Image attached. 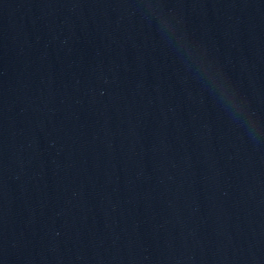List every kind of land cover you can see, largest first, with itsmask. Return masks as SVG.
Returning a JSON list of instances; mask_svg holds the SVG:
<instances>
[{
  "label": "water",
  "instance_id": "1",
  "mask_svg": "<svg viewBox=\"0 0 264 264\" xmlns=\"http://www.w3.org/2000/svg\"><path fill=\"white\" fill-rule=\"evenodd\" d=\"M0 264H264V0H0Z\"/></svg>",
  "mask_w": 264,
  "mask_h": 264
}]
</instances>
